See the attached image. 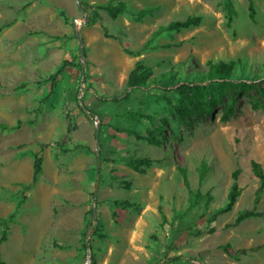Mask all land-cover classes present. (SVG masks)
Returning <instances> with one entry per match:
<instances>
[{"label": "rangeland", "instance_id": "374dc122", "mask_svg": "<svg viewBox=\"0 0 264 264\" xmlns=\"http://www.w3.org/2000/svg\"><path fill=\"white\" fill-rule=\"evenodd\" d=\"M122 1L125 12L112 19L94 6L84 13L76 0H0V123L34 120L0 130V219L23 205L26 218V224L9 221L8 239L0 243L3 264H264V190L254 202L259 180L250 167L255 160L264 170V0H229L230 19L225 0ZM190 15L200 16V23L160 29ZM207 59L233 61V77L250 87L229 88L210 109L195 108L182 118L173 112L177 95L161 98L163 81L131 90L127 101H101L127 89L136 61L155 78L196 82ZM63 60L73 64L52 84ZM76 97L94 115L86 117ZM231 100L235 111L222 120ZM127 112L150 117L132 120ZM77 142L88 149H73ZM30 151H40L44 173L24 187L31 177ZM141 158L149 164L132 163ZM234 170L240 194L218 214ZM67 185L88 193L95 228L82 237L75 219L62 221L61 203H51L47 233L30 252L17 250L25 229L35 237L33 227L44 224L43 194L64 200ZM245 208L260 215L231 225Z\"/></svg>", "mask_w": 264, "mask_h": 264}, {"label": "trees", "instance_id": "16d2710c", "mask_svg": "<svg viewBox=\"0 0 264 264\" xmlns=\"http://www.w3.org/2000/svg\"><path fill=\"white\" fill-rule=\"evenodd\" d=\"M78 7L84 12L87 13L93 6L97 9L104 10L107 12L110 18L114 19L117 15L122 14L126 10V4L122 0H107L104 3L100 4H88L86 1L83 0H77ZM225 6L227 8L229 19L231 18L233 14L232 6L229 0H225ZM253 10L250 9V16H252ZM93 18L89 17L88 22H92ZM201 21V17L197 15H190L182 20H173L168 22L165 26H161V30L170 31V30H179L181 28H186L191 25H197ZM55 38H60V36H54ZM74 37H76L74 32ZM73 63L68 60H63L61 62V65L56 69V71L51 75V83H54V77L61 74L64 68L68 65H72ZM205 64L208 66V69L206 70L205 74L201 75L197 78L196 82L193 81H186V82H178L177 80H173V76L171 75H161L159 78L153 77V73L150 67L145 66L141 61H136L134 64L133 69L128 74L127 80H126V90L120 95H114L110 98H101L102 102H110V103H116L119 101H127L130 98V91L134 89H143L148 87L149 82H155V81H163L162 85H160L161 88V98L170 101L169 94L177 95L179 97V103L173 105V112L174 114L182 118L184 115L191 114L195 108H199L201 110H208L210 109L215 103L218 102L219 96L223 95V93L229 89V88H235V89H244L249 88L250 85L243 79V78H234L233 77V71L235 70V63L233 61H225L223 59L220 60H210L207 59L205 61ZM76 67L79 68L80 71L82 70V66L80 62H77L74 64ZM239 66H241L239 64ZM242 67V66H241ZM84 75V72H83ZM83 79V78H82ZM170 80V81H169ZM204 81H207V83H203ZM77 105L81 109V111L84 113L86 117L92 116L95 112L88 109L82 101H78V98L76 97ZM235 111L234 107V100H231L223 107V112L221 115L222 120L228 119ZM126 117L128 119L132 120H138L140 118H149L150 116L144 115L142 113L137 112H127ZM34 120H16V122L13 125H6L0 123V130L3 131H13L19 129L22 124L29 123L32 124ZM148 141L152 144H157L158 140L152 136L148 137ZM59 145V144H57ZM45 146V144H40V149H42ZM62 148V146H59ZM88 149L87 145H83L81 142H77L75 146H73V149ZM73 149H64L65 151H72ZM90 151V150H89ZM37 152H29L32 157V172H31V178L30 182L25 185L24 187H29L30 185H33L38 180L39 175L42 171V156ZM150 160L148 158H141L134 160L132 163H140L141 165H148ZM250 167L253 175L259 180L258 187L255 190V197L254 202H256L264 190V170L261 167L260 163H258L255 160H250ZM203 167L200 169V178L203 174ZM184 182L188 186L186 182V176L184 173V170H182ZM232 182L229 188V191L226 196V203L223 208H221L217 213H222L229 211L233 204L235 203L237 197L240 194V187L238 185V170H234L231 173ZM197 193V192H196ZM90 196H93V192L90 193ZM116 205H123L124 202L115 201ZM95 207L89 206L87 210L84 212V229L81 232V236L85 237L88 230L95 228V224L93 221H95V213H94ZM87 215H90L91 219L87 218ZM260 214L254 209L245 208L242 210H239L236 214V217L234 218V221L231 225H237L241 221L259 216ZM12 217H14V213H10L5 218L0 219V226H1V235H0V243L6 241L7 239V231L9 230L8 223L10 220H12ZM215 214L212 216V219H214ZM213 229L211 228L210 231ZM222 248H227V246H222ZM86 249L85 241H82V251ZM236 253L245 254L246 249H239L236 251ZM0 264H3V261L1 260V253H0Z\"/></svg>", "mask_w": 264, "mask_h": 264}, {"label": "crops", "instance_id": "0c3cea01", "mask_svg": "<svg viewBox=\"0 0 264 264\" xmlns=\"http://www.w3.org/2000/svg\"><path fill=\"white\" fill-rule=\"evenodd\" d=\"M31 172H32V169H31ZM43 173H44V171H43ZM43 173L41 171V174H43ZM41 174L39 175V177L41 176ZM55 176H56V174H55ZM57 176H58V174H57ZM39 177H38V179H39ZM67 186H68V188H66L65 190H62V193L64 194V196H63L64 200L63 199H60V200L54 199V201H51L50 197L48 198L47 195L43 194L41 205L43 203L42 216L43 217L45 216L44 224L41 227L40 226L33 227L35 231L32 233H33V235H35V237H30L28 234H26V232L29 229H25L24 234L20 235V237L17 238L18 247L20 248L17 250H21V251H24L26 253L30 252L35 247L36 239L47 233V230H48L47 228L50 226V221H49L48 216H47V211H49V209L51 208V203L52 204L57 203V205L59 203H61L60 204V210L63 214L62 215L63 216L62 221L64 223H68V222H70V220L75 219L77 221L76 223H77L78 231L84 229L83 215H84V212L89 207L88 206L89 195L86 192V190H84L83 188H76L73 185H67ZM56 201H58V202H56ZM16 208H17V206H16ZM24 211H25V208L23 205L20 209H17L15 211V214H14V219L18 220L19 222L21 221L22 224H26L24 222L26 219V218H24L25 217ZM28 243L30 245L26 247V244H28ZM32 244H33V246H31Z\"/></svg>", "mask_w": 264, "mask_h": 264}, {"label": "water", "instance_id": "95a60500", "mask_svg": "<svg viewBox=\"0 0 264 264\" xmlns=\"http://www.w3.org/2000/svg\"><path fill=\"white\" fill-rule=\"evenodd\" d=\"M77 1V0H76ZM86 20V17L84 19V21ZM76 38H77V41L79 43V55L80 57L83 56V48L82 46L80 45V42H81V39L78 35V33L76 32ZM82 78H83V72H82ZM78 101L80 102L81 101V98L78 97ZM94 115V114H92ZM99 132H100V123L97 122L96 123V126H95V130H94V135H95V146L97 147L98 145V142H99ZM96 155L98 156V152L96 151ZM97 184H98V178L96 180V184H95V187H94V191H93V197L94 199L96 198V192H97ZM94 207V206H93ZM94 213H95V210H94ZM95 216V215H94ZM88 236V233L86 234V237ZM85 246H86V250H87V255H88V241H85ZM88 259V258H87Z\"/></svg>", "mask_w": 264, "mask_h": 264}]
</instances>
